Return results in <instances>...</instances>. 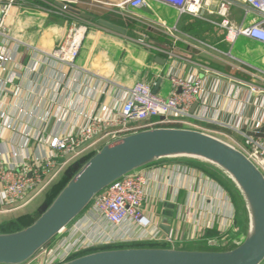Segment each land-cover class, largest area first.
Instances as JSON below:
<instances>
[{"label": "crops", "instance_id": "1", "mask_svg": "<svg viewBox=\"0 0 264 264\" xmlns=\"http://www.w3.org/2000/svg\"><path fill=\"white\" fill-rule=\"evenodd\" d=\"M5 4L0 2V12ZM77 10L90 18H85L86 37L74 69L47 56L67 38L70 24L65 18L48 12L39 0H19L5 18L9 39L0 38V52L13 62L1 73L0 80V110L5 117L0 136L3 167L21 162L23 157L19 155L21 158L15 159V152L24 151L32 159H43L50 152L48 141L53 135L75 133L86 124L88 115L95 112L115 115L130 98L128 90L139 82L148 84L152 91L167 99L174 91L173 77L191 80L199 76L205 91L191 107V123L228 133L239 141L242 139L235 128L250 129L251 124L260 120L261 127L264 126V114L261 115L264 95L252 94L246 85L264 88V77L259 76H264V44L240 37L249 53L248 60H240L232 51L236 43L225 41L224 30L186 16L180 30L207 46L199 50L179 42L175 45L180 58H171L142 48L129 35L130 32L146 34L144 28L85 4L78 5ZM233 14L237 25L246 24L249 17H254L249 15L244 20L242 9H235ZM99 20L119 26L126 33L109 30L99 25ZM190 25L193 26L186 30ZM147 34L156 44H172L168 37ZM205 66L226 77L205 73L201 70ZM239 81L246 84L240 87ZM9 124L11 129L7 128ZM64 160L58 159L53 172L45 177L43 184H48L45 190L62 182L70 167L81 159L62 167ZM140 173L147 182L150 233L174 240L172 245L163 246L210 251L216 246L211 242L220 244L239 233V210L246 232L248 219L243 201L238 199L234 186L216 170L192 161L170 159L154 163ZM32 196L29 194L19 203L0 205V234L25 228L21 219L29 213H25L30 209L27 207L39 199H31ZM94 223L102 229L94 228ZM73 224L79 228L78 232L94 236L103 230L115 238L122 234L128 238L141 235L136 225L113 229L86 211Z\"/></svg>", "mask_w": 264, "mask_h": 264}, {"label": "built area", "instance_id": "2", "mask_svg": "<svg viewBox=\"0 0 264 264\" xmlns=\"http://www.w3.org/2000/svg\"><path fill=\"white\" fill-rule=\"evenodd\" d=\"M46 5L47 11L53 15L65 18L69 24V32L63 43L50 54V58L57 60L70 69L76 66L83 47L87 23L85 18L77 14V6L85 4L93 9H100L107 13H113L122 17L129 24L144 28L147 33H156L168 37L172 44L162 46L150 40L146 33L141 35L148 42L147 48L164 53L171 58H180L175 44L181 42L197 49H203L207 45L185 34L179 28V22L185 16H190L199 21L209 24L225 31V41L234 45L237 40L246 36L251 40L264 44V0H39ZM6 3L0 12V38L9 39L6 31V16L9 10L19 0H0ZM153 3L174 9L179 19L173 26L158 16L157 20L143 15L142 12L153 10ZM242 9L244 20L249 15L254 16L248 26L244 23L237 25L233 20V11ZM80 13V12H79ZM129 26V25H128ZM232 57L231 53L227 54ZM13 62L11 57L0 52V80L1 73L6 70L8 64ZM205 73L216 74L224 78L210 67H202ZM261 79V78H260ZM264 80V79H263ZM232 81V80H231ZM173 93L165 99L152 91L151 86L144 82L135 84L128 90L129 99L126 100L121 109L114 115L95 112L86 116V124L77 129L75 133L64 135H53L48 141L49 154L43 159H32L25 156L24 151L20 154L15 152V159L21 158L20 163L11 164L7 168L0 163V205H8L22 202L29 194L31 199L36 198L47 188L43 184L47 175L53 172L58 159H65L62 167L75 163L79 159L92 156L105 144H114L124 136L132 133L148 130L151 128H191L205 134L213 135L224 142L229 143L240 150L248 159L254 163L264 175V137L257 138L251 133L258 134L263 122L260 120L251 124L250 129L235 128V132L241 137L228 133L216 132L204 129L190 122L193 117L191 110L199 97L204 93L203 83L199 76L191 80L181 77H173ZM245 82L239 81L238 85L243 87ZM252 94L264 95V88L255 84H246ZM264 114V105L261 106ZM260 107V108H261ZM4 114L0 110V136L4 128ZM257 121V120H255ZM246 123V122H245ZM11 129L10 124L7 126ZM147 182L142 173L137 172L116 181L105 189L90 204L86 212L93 213L97 218L104 220L113 229L136 225L141 230V235L128 238L125 235L116 238L103 230L98 235L82 234L73 223L63 230L60 235L49 243L28 264H63L79 255L105 249H117L123 247H135L144 245H172L174 240L170 237L161 238L152 235L150 230L152 222L146 212ZM80 217V216H79ZM76 221V220H75ZM74 221V222H75ZM94 228L102 229L99 224L94 223ZM239 244V243H238ZM237 244V245H238ZM211 245L221 247V244L211 242ZM215 246V247H216Z\"/></svg>", "mask_w": 264, "mask_h": 264}, {"label": "water", "instance_id": "3", "mask_svg": "<svg viewBox=\"0 0 264 264\" xmlns=\"http://www.w3.org/2000/svg\"><path fill=\"white\" fill-rule=\"evenodd\" d=\"M98 24L126 33L104 20ZM250 135L263 138L264 127ZM170 159L212 166L234 186L248 219L245 235L235 248L188 251L144 245L89 252L63 264H264V175L229 143L208 133L177 127L151 128L101 146L34 223L22 231L0 234V264H28L90 207L96 195L122 178Z\"/></svg>", "mask_w": 264, "mask_h": 264}, {"label": "rangeland", "instance_id": "4", "mask_svg": "<svg viewBox=\"0 0 264 264\" xmlns=\"http://www.w3.org/2000/svg\"><path fill=\"white\" fill-rule=\"evenodd\" d=\"M153 10L154 12H142L143 15L147 16V17H150L152 18L153 20H157L158 19V16L161 17L164 21H166L168 23L169 26H173L177 23L178 19H179V15L178 13L172 9V8H169V7H164L160 4H157V3H153ZM186 17V16H185ZM183 18L182 20H180L179 22V28H182V26L184 25L185 23V19L186 18ZM252 17H249L248 18V21L247 23L245 24L246 26H248V24L250 23ZM193 25H190V27H187L188 29L186 30H189ZM195 26V25H194ZM184 31V30H183ZM182 31V32H183ZM184 33V32H183ZM185 34H188V33H185ZM129 35H131L133 37V40L140 43L142 46V48H145V49H148L146 45L149 46L148 42L145 40V38H143V36L140 34V33H133V32H130ZM190 35V34H189ZM242 41H244L243 39L239 38L236 42V45L234 46V48L232 49L233 51V54L235 57L239 58L240 60H248L249 57H248V51H246V46L242 44ZM228 48H225V50H227ZM261 77H264L263 75H259ZM205 166V165H204ZM207 169H211L212 166H205ZM64 180V179H63ZM59 184V183H58ZM58 184H55L53 186H51V188H49L48 190H45L44 192H41L39 196H37L36 198H39L37 199L33 205H30L28 206L27 208H30L29 210L25 211L26 212H29L27 215V218H25L24 220L27 221L24 223V227H28L30 226L32 223H34V221L32 222V219L36 217L37 214H42L48 207L49 205L53 202V200L58 196L59 192L64 188H61L59 189V192L53 193V190L54 188L58 185ZM236 194L239 196L238 192L236 191ZM237 196V197H238ZM35 198V199H36ZM238 199L240 200V196L238 197ZM244 205V203H243ZM32 206V207H31ZM26 208V209H27ZM245 209V207H244ZM246 211V209H245ZM239 215H240V218H239V225H238V230H239V235L238 237H243L245 235V230H243V222L241 220V211L239 210ZM31 220L29 222V220ZM30 223V224H29ZM221 245H224L222 247H227L229 245V239H227V241L224 240V242H219ZM240 243V242H238ZM192 246V245H190ZM192 248V247H190ZM186 249V248H185ZM230 250V249H229ZM228 250V251H229Z\"/></svg>", "mask_w": 264, "mask_h": 264}, {"label": "trees", "instance_id": "5", "mask_svg": "<svg viewBox=\"0 0 264 264\" xmlns=\"http://www.w3.org/2000/svg\"><path fill=\"white\" fill-rule=\"evenodd\" d=\"M91 156L89 157H86V158H83L81 159L80 161H78L74 166L70 167V169L68 170L67 172V176L64 178V180L62 182H60L53 190V193L55 195V193L59 192V189L63 188L76 174L77 172L80 170V167L90 158ZM41 214H37L35 218L32 219V222L34 220H36ZM28 215H25L22 217L21 219V222L25 221L24 219L27 218ZM29 220V219H28ZM31 220H29L30 222ZM246 223V220L244 222V225ZM30 224V223H29ZM239 234H232L230 237H229V245L227 247H212L210 248L211 250L213 251H228L229 249H233L237 246V242H241L242 241V237H238ZM238 239H241L240 241H237Z\"/></svg>", "mask_w": 264, "mask_h": 264}]
</instances>
